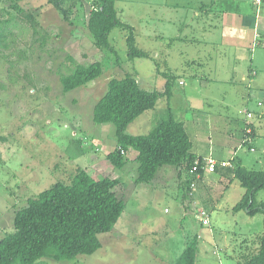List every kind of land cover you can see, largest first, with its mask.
Returning <instances> with one entry per match:
<instances>
[{"label":"rangeland","instance_id":"374dc122","mask_svg":"<svg viewBox=\"0 0 264 264\" xmlns=\"http://www.w3.org/2000/svg\"><path fill=\"white\" fill-rule=\"evenodd\" d=\"M93 6L94 0H67L65 20L47 0H0V239L14 232V212L27 199L57 182L69 183L82 169L94 180L119 179L124 210L111 232L98 235L101 248L92 255L37 264H173L195 236V264H239L256 252L264 217L231 211L244 193L237 181L227 177L209 190L212 204L190 200L186 207L173 167L163 166L152 182L135 185L136 153L128 151L129 163L114 168L105 158L115 149L113 126L93 123L92 111L111 78L132 74L151 92L163 90L162 73L172 74L170 98H159L126 133L147 134L167 108L177 120L199 119L195 123L205 134L222 140L229 135L233 143L241 137L238 127L249 122L259 134L257 150H238L236 157L246 169L264 171V0H115L117 17L133 28L136 47L151 56L129 59L126 31L115 28L109 43L119 66L91 42L86 21ZM244 16L255 20L258 37L243 47L230 45L221 27L232 24L231 18L241 24ZM96 61L102 65L99 78L62 92L60 78L74 65ZM192 103L202 106L203 115L197 118L201 112L186 105ZM255 200L264 202V189ZM199 209L207 212L208 226L201 225Z\"/></svg>","mask_w":264,"mask_h":264},{"label":"trees","instance_id":"16d2710c","mask_svg":"<svg viewBox=\"0 0 264 264\" xmlns=\"http://www.w3.org/2000/svg\"><path fill=\"white\" fill-rule=\"evenodd\" d=\"M66 1L47 0V3L67 20ZM114 3L115 0H94L86 21L94 48L113 56L115 65L119 66L117 53L109 43L110 32L119 28L126 31L129 59H151L149 53L136 47L133 28L118 19ZM242 23L252 29L255 26V20L245 16ZM101 74L99 61L87 66L76 64L60 78L62 92L83 87ZM161 75L166 79L163 90L151 92L142 90L132 74L111 78L104 94L93 107L92 121L113 126L115 149L105 158L114 168L122 170L129 163L125 154L134 151L136 156L132 162L137 164L134 184L138 185L152 182L159 168L173 167L184 179L181 190L185 199L189 197V185L194 180V175H190L189 171L194 162L199 161L198 173L202 176L203 162L202 158L192 153V144L183 122L177 120L172 110L167 108L166 116L147 134L132 136L126 133L127 127L141 114L152 110L159 98H170L176 79L165 72ZM245 127L250 128L251 137L253 125L248 122ZM249 145L246 144L247 148L251 147ZM230 161L232 165L227 170L244 189L231 211L237 213L246 210L249 216L262 214L264 217V202L255 200V194L264 189V171L248 170L234 157ZM123 197L124 189L119 179L104 177L94 180L85 170L78 169L69 183L53 184L37 196L27 199L25 205L14 212V232L0 239V264H37L41 259L69 262L79 255H92L101 248L98 235L111 232L121 216ZM257 244L256 252L244 255L239 264H264V218L263 233L258 237ZM197 249L198 238L195 236L185 242L173 264H195Z\"/></svg>","mask_w":264,"mask_h":264},{"label":"crops","instance_id":"0c3cea01","mask_svg":"<svg viewBox=\"0 0 264 264\" xmlns=\"http://www.w3.org/2000/svg\"><path fill=\"white\" fill-rule=\"evenodd\" d=\"M224 18H227V17L224 16ZM231 20L233 21L232 24H227V22H225L226 26L223 27L222 25L221 27V36L223 40L228 39L230 41L229 43L230 45H236L238 47H243L246 45L245 41H254L255 39H257L258 34H257L255 26L252 29L250 27L244 26L242 22L240 24L238 19L231 18ZM178 84L184 85V83L181 80H178ZM186 105L191 110H196L198 112H201L198 114L197 118L200 115H203V112H202L203 108L201 105L196 104V103L195 104L192 103L190 105L186 104ZM207 115L211 116L212 114L208 113ZM198 120L199 119H195V120H191V122H186L187 125L191 124L190 126H186V123L183 122L186 133L188 134L189 139L192 144V153L195 154V156L200 157L202 159L212 157L213 159L217 161V163L230 161V159L234 157L236 158V161H239L241 164V161L236 157V151L242 150L243 152H246L247 150V149H244V147L239 149V146L241 145L243 137H244L243 129L245 127V124L243 126L238 127V130L240 131V134H241L240 135L241 137L238 140L239 142L235 141L233 143V138H231L232 136L229 137V135L227 137L228 140H222L220 137L216 138L214 136H210L209 134H205L204 131L202 130V126H199L198 124L195 123V122L198 123ZM211 125L213 126V128L214 126L215 127L217 126L215 124H211ZM218 127L219 126H217L216 129H213V130L217 131ZM188 130L190 131V133ZM211 132H214V131H211ZM257 136H259V134L253 126V135L250 138L251 140H250V145H249L254 149L253 152H256L257 150L256 146H254L255 145L254 142ZM236 143L237 145L235 146ZM206 145H207V148H206ZM230 164L232 165L231 161H230ZM227 169H230V168L221 167L217 165L215 172L206 173L203 176L202 180L197 183L196 192L198 191L200 192L201 200L198 198V196L196 197V199L194 198V196L190 198L186 197L184 199V192H182L183 196L181 198V205L183 207H186V205L190 202V200L196 204L198 203H202L203 205H208L210 203L212 204L213 199L211 197V192L216 187L217 183H222L224 178H227V177L232 178V175L228 172ZM171 170H174L175 175H176L177 187L181 190V184H182L181 182H183L184 179L182 178V176L178 175V172L175 169H171ZM209 190L211 192H209ZM202 191L207 192V195H208L207 198L202 197V194H203ZM208 225H209V222H208ZM208 225H205V226H208ZM207 230L209 232L208 228Z\"/></svg>","mask_w":264,"mask_h":264},{"label":"built area","instance_id":"2783aa9c","mask_svg":"<svg viewBox=\"0 0 264 264\" xmlns=\"http://www.w3.org/2000/svg\"><path fill=\"white\" fill-rule=\"evenodd\" d=\"M255 2L258 4L261 1L260 0H255ZM181 84V83H180ZM253 118V114L251 112H247L245 111V119L246 120H251ZM250 134H251V130L249 127H245L244 129V137L242 140L241 145L239 146V149H241L242 147H244V149H247L249 152H253L254 149L252 147L247 148L246 144H250ZM203 162V175L201 176L198 173V170L200 169L199 166V161H195L193 167L191 168V170L189 171L190 175H194V180L191 181L190 185H189V192H188V196L189 197H193L194 194L197 191V182L206 174V173H213L215 171V168L217 165L221 166V167H231V164L229 161L227 162H220L217 163V161L215 159H213L212 157H208V158H204L202 159ZM197 217L200 220L201 224L203 226L208 225V215L207 212L204 209H199L197 210Z\"/></svg>","mask_w":264,"mask_h":264},{"label":"water","instance_id":"95a60500","mask_svg":"<svg viewBox=\"0 0 264 264\" xmlns=\"http://www.w3.org/2000/svg\"><path fill=\"white\" fill-rule=\"evenodd\" d=\"M246 211V210H245Z\"/></svg>","mask_w":264,"mask_h":264}]
</instances>
